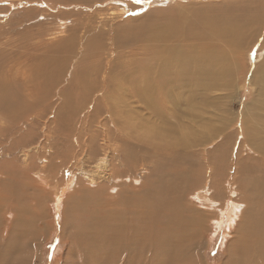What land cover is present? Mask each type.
<instances>
[{
	"label": "bare ground",
	"instance_id": "obj_1",
	"mask_svg": "<svg viewBox=\"0 0 264 264\" xmlns=\"http://www.w3.org/2000/svg\"><path fill=\"white\" fill-rule=\"evenodd\" d=\"M172 1L184 0L151 3L165 7ZM138 3L150 8L149 1ZM233 3L235 11L228 5L220 16L194 5L177 6L171 22L157 27L143 48L128 54L137 59L128 61L121 52L126 40L109 48L110 30L104 29L105 12L114 15L110 20L118 10L133 14L129 0L26 2L79 18L60 40L47 42L38 33L42 41L29 48L22 62L5 65L0 57V264H36L50 226L48 198L29 194L34 177L60 193L55 208L64 203L65 193L70 195L61 226L69 247L59 264H203L208 226H217L225 216L230 229L236 219L237 225L224 264H264V0ZM10 5L18 9L13 1ZM82 9L93 15L83 17ZM31 15L24 12L23 19ZM101 19L102 27H95ZM107 48L121 58L110 68L102 55ZM246 62L245 78L249 74L256 93L235 117L243 141L237 142V133L233 145L227 136L215 146L222 131L214 128L221 118L212 107L219 110L218 92L231 85ZM40 108V115L33 116ZM73 123L75 153L68 165H60L67 182L57 188L45 181L42 169L50 165L51 155L59 158L53 142L65 143ZM19 125L25 135L10 137ZM39 128L42 138L37 140ZM200 143L215 148L199 155ZM32 156L38 166L29 178L25 174L34 164L24 166L25 171L16 164ZM72 157L76 162L71 165ZM139 159L146 163L138 165ZM48 174L51 178L55 172ZM238 197H245L243 210Z\"/></svg>",
	"mask_w": 264,
	"mask_h": 264
},
{
	"label": "rangeland",
	"instance_id": "obj_2",
	"mask_svg": "<svg viewBox=\"0 0 264 264\" xmlns=\"http://www.w3.org/2000/svg\"><path fill=\"white\" fill-rule=\"evenodd\" d=\"M12 1L16 5H17V3H19L18 0H12ZM12 1L3 0L2 3H0V57H2L3 60L5 61V65H7V64L12 65L13 62L16 63L17 61L18 62L24 61L26 59L27 52L29 51V48L32 45L35 46L37 43L42 41V40L38 39V37H36L38 35V33H40V32H42L41 36H43V40L47 41V42H50V41L53 42L56 40H60L63 37H67L71 33V29H74L76 26V24H75L76 23L75 21L77 20L76 18H79L78 16H75L76 17L75 18V17H69L66 15H60L58 13H54L53 11L48 10L47 7H45L44 5L41 6V5L35 4V5H32V7H30L29 4H26V2H28L29 0H20L21 2H23L22 5H17L18 9L12 10L13 7L10 5V3ZM129 1L131 3V6H130L131 9L130 10L133 11V14L131 13V14H126L125 16H123L122 14H119L122 12L120 10H118V12L116 11V14L118 17H116V18L114 17V19L116 20L115 21V20H110L111 16H114V15H111L110 12H105V14H106L105 17L107 18L106 21H108V23L105 25L107 27L106 28L104 27L105 28L104 30L107 29L106 32H108V30H110V36L107 37L109 40L107 39V42L105 41V45H108L109 48L111 47V44H114V43L119 45L118 41L120 38H123L126 40V41H124V42H126V45L123 46V48L121 49V52L123 51V53L125 55L124 60L126 59L128 61H129L130 57L132 58V56L129 57L128 54L136 51V49L138 50L140 48H143L146 45V41H145L146 37L149 38L151 34L153 35V33H154L153 31L157 27H163L165 25V23L167 24V23L171 22V21H168L169 20L168 18H174L175 17V14L177 13V11H176L177 6L178 7L184 6V8H186L189 5H192V6L194 5L193 6L194 8H203V10L211 9L214 12V14L218 15V16H220L222 14L220 12L228 10L229 7H230V11L232 12V11H235L234 8L236 6H238L237 3H233V0H206V1H203V0L192 1V0H190L189 2H187L188 5L186 3V0H184L183 3H182V1L169 2V4L165 5V7H168V8H165L164 6L163 7H161V6L157 7L156 6L157 7L156 8V7L152 6V5H154L153 2L151 3V1H153V0H145V1H149V3H150V8L146 10L145 6L143 5L144 3H142V5H141L140 3H138V0H129ZM94 2H93V4H94ZM230 3L235 4L236 6L235 5L231 6ZM49 4H52V3H49ZM116 4L117 3H114V5H116ZM52 5L55 6L54 3ZM118 5L119 4H117L116 6H118ZM228 5H229V7H227ZM91 8H93V7H91ZM100 8H102V7H100ZM220 8H221V10H220ZM79 11L80 12L83 11V13H84L82 15L83 17H86V16L89 17V15H93V12L91 10L87 11L85 9H82ZM183 11L186 13L185 15H188V16L191 15V14H189L188 11H185V10H183ZM24 12H31L32 15L30 17L23 19ZM40 14H44L43 17L45 18V20H41L40 17H42V16ZM262 14L264 15L263 11H262ZM38 15H40V16L36 19V17ZM62 19H65V21H67V22L70 21L73 23L69 24V23L60 22V20H62ZM102 21H103L102 19H101V21L98 20L97 23L95 24V27H97V28L102 27V25H103ZM35 24H37V25H35ZM151 29H153V30H151ZM149 30H151V31H149ZM18 34H20V35H18ZM47 35H49V36H47ZM32 38H34V39H32ZM114 39H116V40H114ZM247 41L251 42L252 40H249V38H248V40L246 39L245 43H247ZM261 41H263V39ZM109 48H107V50L104 51L105 53L103 52V54H102L105 58L104 66L106 68H110L111 66L117 65L121 60V58L118 59L116 56L117 51L116 52H109ZM117 50H119V49H117ZM255 50H253L252 52L257 53V51H259V48L256 51ZM137 56H138V54L136 55V57ZM133 57L135 58V56H133ZM140 57H141V55L138 56V58H140ZM12 58H14V60ZM134 58H132V60ZM135 59H137V58H135ZM255 59H256V57H255ZM3 60H2V62H3ZM249 63L250 62L245 63L246 65H244L243 70H241V68H240L239 71H241V72L236 73L234 79L229 82V83H231V82L232 83H231V85H229L228 88L218 92V94L216 93L217 98H219V99H217V104H218L219 110H217L214 107H212V109L215 110V113L219 114L218 116H220V118L222 120L220 119V120L214 121L213 125H214V128H216L217 130H221L222 133H218L219 137L216 138V140L214 141L215 146L220 145L221 141L224 140V138H226L227 136H229L231 139V141L228 144L233 145L234 144L233 140L237 141V133L240 135L238 137L237 142L239 143V142L243 141L242 140L243 135H242V132L240 131V123L241 122H240V120H237L235 117L239 116V114H241L242 111H246V110H244L246 103L252 102L253 101L252 98L254 99V97H255L256 90H255V88L251 87L250 83L247 81V79L249 78V74L247 75V78H245V75L247 73L246 72L247 70L245 67H247V65H249ZM239 67H240V64H239ZM234 82H235V85H234ZM80 104H83V103H80ZM41 108L44 109L45 106H41ZM41 108L39 109L38 112H35L32 115L35 117L40 115ZM229 120H230V122L227 123V121H229ZM172 122H174L173 119H172ZM1 123H3V121L0 119V124ZM224 125L226 126V130H223ZM19 127H20L19 129H14V131L12 132V135L10 137H16V135H25L24 132H27V131H23L24 128H22L21 125H19ZM2 128H4L3 124H2ZM21 128H22V130H21ZM73 128H74V123L71 125L70 130H69L70 131L69 136L71 138H69V136H66L65 143L63 141H60V140H56V142H53V144L55 145L54 148H56V150L59 152L58 153L59 158H56V159L54 158L52 160V155H51V160L53 161V163L49 159V162H51L50 165L48 164L45 169H42L45 172L44 173L45 174L44 179H46L45 181H49L51 185H53L57 188H61L63 183L67 182V175L65 176V179L62 180L63 176L60 173V169H62V166H60V165H62L63 163H64V166L66 164L68 165V163L70 161L69 158L71 157L70 155L75 153L73 147H76V145H75L76 142H75V138H73V136H72V135H74L72 132ZM96 128H97L96 125H94L92 129L95 130ZM20 132H21V134H19ZM200 132H201V130H200ZM36 133H37V140H38V138L41 139L42 137H40V135L42 134V130L39 128L36 131ZM202 134H204L203 136H209L210 135L209 133H206V132H202ZM2 136L3 135H1V133H0V137H1L0 142L4 141ZM55 136L57 138L60 137L59 134H56ZM199 138L201 141L203 140L202 136ZM72 140H74V141H72ZM50 141H54V139H50ZM57 142H58V144H57ZM1 145L4 146L5 144L2 143ZM215 146H213V144L208 146L205 143H200L199 147L196 149V152L199 153V155H200L201 151L214 150ZM19 148H21V149L18 151H23V150L28 149L27 151L30 152L31 151L30 149L32 147L31 148H29V147H26V148L25 147L24 148L18 147V149ZM64 151H65V156L63 154H61ZM76 154L74 157L78 158ZM32 157L30 159L28 157L27 158L28 160L26 158H25V160H23V158H21L19 160L20 162H18L16 164L17 166H19L20 170L22 169V171L25 168L24 166L30 167L34 164L28 170V173L25 174V176H27L29 178L33 177L32 168L35 166L36 167L38 166L37 158L33 157V159H32ZM57 159H59V160H57ZM72 159H73V157H72ZM75 162H76V159L75 160L73 159L70 162V164L72 165ZM203 162L206 163L205 161H203ZM141 163H146V161L139 159L137 164L140 165ZM24 164H27V165H24ZM77 165L82 166L81 163H78ZM20 166H22L23 168H21ZM40 166H43V165H40ZM52 166L54 168H52ZM57 166H59V167H57ZM37 170L40 171V169H37ZM24 171H25V169H24ZM50 171L55 172V174L51 178L49 177L50 175L48 174V172L50 173ZM204 172L207 173V170L205 169ZM72 174H73V172H72ZM25 179H27V178H25ZM145 179L143 180V182L145 181ZM231 180H232V178L229 177V181H231ZM30 182H31V187H32L31 192L29 193L30 195H32V193L35 192L38 196H40V194H41L45 198H48L46 209L49 212L48 213V217H49L48 222H49V226H50V228L48 229V231L45 234V238L39 244L38 256H37V259L35 260V263L36 264H59L63 259H65L63 257H65V253L67 252L68 247H69V243L66 240L62 239L61 226L63 225L64 219H65L64 215H63L64 210H65L64 203H65V200H67L70 195L68 193H65V196L63 198L64 203L58 209V207L55 208V206H54V205H56L55 202L53 205V201L56 198V195L57 196L60 195L59 192H57L54 188H45L43 186V184H41V182L39 181L38 178L34 177V180H30ZM84 184L91 185L90 183H84ZM87 185H86V187H87ZM238 198H240L239 201L242 204L241 210H243V208H245V197L244 198L238 197ZM69 199H70V197H69ZM224 199H225V197H224ZM233 200H234V198H233ZM193 202L195 205L201 206L200 201L193 200ZM218 213H221V212H218ZM220 222L217 224V226H215L213 224L209 225L208 229H207L208 231H206V233L204 235L203 250H202V253L200 254L201 255L200 260L203 264H224L226 261V258H227L226 250H227L229 244L231 243V241L236 236L235 231H236L237 219L235 220V227L234 228L231 227L232 229L229 228L230 225H228V220H227L226 216ZM225 222L227 223V225L224 224ZM222 223H223V226H222Z\"/></svg>",
	"mask_w": 264,
	"mask_h": 264
}]
</instances>
